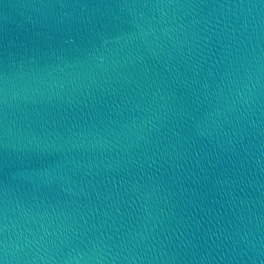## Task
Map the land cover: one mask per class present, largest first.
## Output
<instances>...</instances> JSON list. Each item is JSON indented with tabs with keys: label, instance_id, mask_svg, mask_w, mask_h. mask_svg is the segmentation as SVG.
Wrapping results in <instances>:
<instances>
[{
	"label": "water",
	"instance_id": "water-1",
	"mask_svg": "<svg viewBox=\"0 0 264 264\" xmlns=\"http://www.w3.org/2000/svg\"><path fill=\"white\" fill-rule=\"evenodd\" d=\"M0 264H264V0H0Z\"/></svg>",
	"mask_w": 264,
	"mask_h": 264
}]
</instances>
